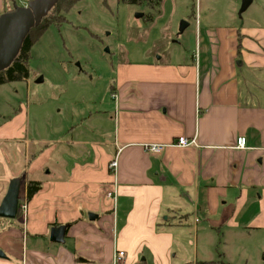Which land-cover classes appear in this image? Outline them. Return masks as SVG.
I'll use <instances>...</instances> for the list:
<instances>
[{"label": "crops", "instance_id": "obj_1", "mask_svg": "<svg viewBox=\"0 0 264 264\" xmlns=\"http://www.w3.org/2000/svg\"><path fill=\"white\" fill-rule=\"evenodd\" d=\"M195 51L117 65L111 104L83 113L68 136L22 137L25 111L16 134L0 127V203L19 178L26 204L0 227V264H258L249 251L264 236V25L206 29ZM179 137L194 143L176 146ZM27 181L41 184L29 201Z\"/></svg>", "mask_w": 264, "mask_h": 264}, {"label": "rangeland", "instance_id": "obj_2", "mask_svg": "<svg viewBox=\"0 0 264 264\" xmlns=\"http://www.w3.org/2000/svg\"><path fill=\"white\" fill-rule=\"evenodd\" d=\"M14 3L27 4L0 0V14ZM241 4L242 0H162L151 6L148 1L142 5L119 0L76 2L63 14L65 21L49 26L33 45L28 77L0 85V127L6 125V132L16 134L21 122L13 119L25 111L22 137L68 136L66 131L82 121L83 113L98 104H111L109 90L117 65L189 58L206 29L264 25V0H252L242 12ZM181 22L189 26L179 34ZM16 220L0 218V227H11ZM18 223L25 227L26 218ZM258 239L249 252L264 264V236Z\"/></svg>", "mask_w": 264, "mask_h": 264}, {"label": "water", "instance_id": "obj_3", "mask_svg": "<svg viewBox=\"0 0 264 264\" xmlns=\"http://www.w3.org/2000/svg\"><path fill=\"white\" fill-rule=\"evenodd\" d=\"M58 0H31L25 6L13 4L12 11L0 14V71L7 69L19 53L21 45L33 28L47 16ZM252 0H242L241 12L246 10ZM138 17H142L140 14ZM188 24L181 22L179 34ZM41 79L38 80L40 82ZM20 179L10 180L7 192L0 203V218L13 220L18 214ZM89 218H91L89 214ZM65 227L51 230V241L62 242ZM0 258H5L0 251Z\"/></svg>", "mask_w": 264, "mask_h": 264}, {"label": "trees", "instance_id": "obj_4", "mask_svg": "<svg viewBox=\"0 0 264 264\" xmlns=\"http://www.w3.org/2000/svg\"><path fill=\"white\" fill-rule=\"evenodd\" d=\"M31 0H26V3ZM80 0H58L56 5L51 9L45 18H43L40 24L30 30L26 38L24 39L18 55L12 62V64L5 70L0 71V85L25 80L28 77V62L30 59V52L35 42L51 25H61L65 18L63 14L67 13L72 6ZM123 4L128 5H142L146 1L152 4L160 3L162 0H119ZM12 11L11 9L5 10L2 13ZM1 13V14H2ZM25 186V200L29 201L31 197L40 190L41 184L38 182L27 181Z\"/></svg>", "mask_w": 264, "mask_h": 264}, {"label": "built area", "instance_id": "obj_5", "mask_svg": "<svg viewBox=\"0 0 264 264\" xmlns=\"http://www.w3.org/2000/svg\"><path fill=\"white\" fill-rule=\"evenodd\" d=\"M194 142L193 141H188L186 138L184 137H179L176 142L174 143V145L176 146H179V147H188L190 145H192ZM245 138L243 137H240V138H237L236 140V146L237 148H244L245 146ZM163 148L162 145H157V144H152L150 146H148V150L153 152V153H158L161 151V149ZM108 169L111 173L115 174L116 172V169H117V157H114L110 163H109V166H108ZM108 197H110V194L107 195ZM20 210L25 213V209H26V204L25 203H22L20 206ZM124 257V253L123 252H117L116 253V260H119L121 261Z\"/></svg>", "mask_w": 264, "mask_h": 264}, {"label": "flooded vegetation", "instance_id": "obj_6", "mask_svg": "<svg viewBox=\"0 0 264 264\" xmlns=\"http://www.w3.org/2000/svg\"><path fill=\"white\" fill-rule=\"evenodd\" d=\"M18 205H19V203H18Z\"/></svg>", "mask_w": 264, "mask_h": 264}]
</instances>
